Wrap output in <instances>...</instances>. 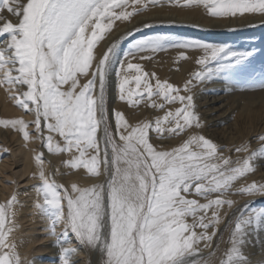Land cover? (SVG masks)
<instances>
[{
	"label": "snow or ice",
	"instance_id": "1",
	"mask_svg": "<svg viewBox=\"0 0 264 264\" xmlns=\"http://www.w3.org/2000/svg\"><path fill=\"white\" fill-rule=\"evenodd\" d=\"M167 2L203 6L213 17L264 14V0ZM156 6H162V0H0V13L6 10L18 20L0 26V37H8L0 47V85L7 87L19 108L35 116L32 124L37 138L50 154H71L64 162L66 168L86 170L94 178L107 177L105 183L91 187L72 183L67 188L46 174L44 154L35 156L39 172L33 179L41 183L34 188V207L48 222L49 237L60 248L61 264H73L72 256L78 253L65 246L69 234L98 253L102 264H251L244 252L248 237L264 229V209L248 211L246 206L238 210L226 224L229 247L224 258L217 260L225 243L214 240L224 223L221 213L225 206L229 210L234 206L226 197L264 161V134L258 137L262 146L256 151H250L247 144L237 147V155L249 154L234 161L224 155L228 149L196 131L203 125L191 94L194 82H211L222 73L242 71L253 52L201 43L170 45L164 37L138 41L116 72L119 99L134 108L146 103L165 110V115L131 124L116 111L115 132L111 130L106 89L117 45L99 59L95 50L117 21H130ZM167 47L204 52L197 61L200 70L184 85L188 95L159 78L153 84L155 73L144 72L140 65L127 63V70L135 69L137 75L126 73L129 57ZM81 78L87 82L82 84ZM251 83L264 90V82ZM24 87L27 90L20 95L12 94ZM175 103L182 106L174 112L166 110V105ZM0 125L21 132L25 141L31 139L30 125L23 119L0 120ZM189 130L193 134L170 151L151 142L150 133L163 143ZM236 194L264 196V183L237 188ZM18 203L14 193L6 204H0V264H28L10 240ZM61 225L63 231L58 232Z\"/></svg>",
	"mask_w": 264,
	"mask_h": 264
},
{
	"label": "rangeland",
	"instance_id": "2",
	"mask_svg": "<svg viewBox=\"0 0 264 264\" xmlns=\"http://www.w3.org/2000/svg\"><path fill=\"white\" fill-rule=\"evenodd\" d=\"M23 2L26 3L27 0H23ZM131 10L129 9V11ZM160 15H171L175 18L180 16L186 20L182 21L172 17H159ZM260 15L263 14L245 13L240 15L238 13L236 16L213 17L203 6L183 7L175 5V3L170 4L167 0H162V6L150 7L148 11L134 16L130 21H125L122 25H130L134 20L143 17V20L135 22L134 24L136 26L129 30L128 25L117 32L116 29L122 26L120 23L124 22L117 21L113 29L98 43L95 50L99 59L102 58V54L110 46L113 44L117 45L115 59L109 73L106 89V106L111 130L115 132L114 113L116 111L123 113L131 124L140 123L141 120L155 121L156 118L165 115V110L149 107L146 103H141L139 107L134 108L125 101H121L118 91L119 80L116 76L120 63L124 61V57L133 49L138 41L164 37L167 38L170 45L201 43L224 46L233 51H251L254 53L250 60L242 66V71L231 70L222 73L211 82H194L191 94L194 98L195 111L199 115L203 125L202 129L196 131L217 143L221 148L228 149L224 151L225 156L231 157L234 161L238 159L243 160L249 153L242 152L237 155L235 149L244 144L248 145L250 151L258 150L262 146L258 136L264 134V90L259 88L258 83L253 85L251 81L264 82V19H258ZM0 17H3L0 20V26L6 21H11L13 24L18 22L17 18L9 14L6 10L0 13ZM244 22L247 24L246 27L241 26ZM7 38V35L0 37V47L3 46V41L7 40ZM141 56H149L150 58L141 59ZM203 56L204 52L201 49L167 47L166 50L155 53L144 52L136 57H129L128 61L125 62V69L129 76H135L137 75L135 69L127 70L126 64L132 63L134 65H140L144 72L150 75L155 73V77H152L153 84H155L156 78H159L161 81H168L177 88H180L181 95H188L189 93L183 91L184 85L190 79H193L195 72L200 70L201 66L197 61ZM212 66H215V62L212 63ZM86 82V79L81 78L82 84ZM131 87L135 89L134 83ZM228 88L231 90H227ZM4 89L9 95L8 99L10 101L8 102L16 111L15 116L29 123L30 127L28 130L30 136L34 140L37 149L42 152L44 144L37 138L35 127L32 124L35 116L19 108L16 102L10 99V93L6 86H4ZM22 91L24 90L17 89L12 94L20 95ZM234 93L241 95L234 99V108L232 111L234 116L229 122L214 126L209 121L205 110L211 107L209 104L214 99L223 97L224 95H233ZM162 102L160 100L157 101V103ZM181 106L179 103L166 105V110L174 112ZM222 131L226 133L224 136H221L220 132ZM191 134H193V130L182 133L175 138L166 139L163 143L155 137L154 133H150V136L152 137L151 142L154 146L160 145V147L170 151L172 148L182 144ZM102 136L103 131L101 128L98 132V138L101 139V143ZM18 138H20L19 134H11L8 130H4L0 135V204H6L15 193L18 194L19 200V203L16 205L28 206L30 205L27 203L30 198V191L34 190L35 186H38L41 182L38 179L29 182L31 177L30 173L23 174L26 148L20 149L21 142H16ZM56 139L60 140L59 137H56ZM42 153L44 154L45 152L43 151ZM70 158L71 154L65 153L62 155H54L52 161L45 159L44 168L46 174L51 179H54L56 183L62 184L67 188L71 187L72 182L77 183L81 187H91L95 184L106 182L107 177L94 178L88 175L86 170L83 169L69 170L64 166V162ZM251 183H264V161L258 164L255 173L240 180L233 189V194L226 197L234 201V206L231 210L225 206L221 213L224 223L220 225V233L214 240L215 243H219L223 239L225 243L220 246L217 260L224 258L223 252L229 247L227 241L230 232L226 230L228 220L232 219L233 215L238 214V210H243L246 206L248 211L264 209V196L257 195L250 197L236 194L237 188L247 186ZM201 202L204 203L206 201L201 200ZM224 213H227L226 217ZM40 222L41 219L37 218L34 222L26 223L25 227L27 229H35L31 233L35 237H42L44 236L42 234L44 224ZM59 229H63V226L61 225L57 230ZM68 241H74V244L77 245L74 248L83 251V255L80 257L83 264H102L99 254L81 246L74 235L69 234L67 237ZM248 241L244 252L251 264H264V229H261L258 233L253 232L248 237ZM43 243L49 244L50 242L45 240L44 242L37 243V246ZM215 243L213 250H215ZM203 255L207 256L208 251L205 250Z\"/></svg>",
	"mask_w": 264,
	"mask_h": 264
},
{
	"label": "bare ground",
	"instance_id": "3",
	"mask_svg": "<svg viewBox=\"0 0 264 264\" xmlns=\"http://www.w3.org/2000/svg\"><path fill=\"white\" fill-rule=\"evenodd\" d=\"M159 17L175 18L171 15H160ZM175 19L182 21L186 20L185 18H181L180 16L176 17ZM258 19H264V14L260 15ZM141 20H143V17L134 20V22L130 23V25L129 24L122 25L125 23L124 21L120 23L122 26H120L116 30L117 32H119L120 29L128 25H129L128 27L129 30L130 28L136 26L134 24L135 22H139ZM246 25L247 24H245V22L241 24V26H245V27ZM20 89L24 91L27 90L26 87ZM227 90H231V89L228 88ZM239 96L241 95L236 93H234L233 95L229 94V96L224 95L223 97L214 99L212 102H210L209 105H211V107L205 110L209 117V121L213 123L214 126L229 122V120L234 116L232 112L234 108V99L235 97H239ZM8 97L9 95L8 93H6L4 86L2 87V85H0V120L20 119L17 116H15L16 111L12 108L11 104L8 102L10 101ZM4 130H8L9 132H11V134H19L20 138H18L16 142H21L20 149L26 148L24 153L25 164H24L23 174L26 175L30 173L31 177L29 179V182H32L34 180L33 175L34 174L36 175L39 172V169L35 162V156L44 151L45 152L44 160L46 159L48 161H52L54 155L50 154L45 146L42 148L43 149L42 152L38 150L32 138L29 141H25L23 139V134L21 132H18L11 128H5L2 125H0V135L3 133ZM27 131L29 130L27 129ZM220 133L221 136H224L226 134L225 131H222ZM44 135L45 136L48 135L46 130L44 132ZM29 197L30 198L29 201H27V203L30 205L28 206L15 205L14 207V210L16 212V215L14 217L15 230L11 234L10 240L12 243H15L17 245V252L19 253L21 259L25 262H28V264H61L59 260L60 248L56 246V241L54 240V238L49 237V233L47 231L48 222L34 207V204L37 201V193L34 190H32L30 191ZM37 218H40L41 219L40 223L44 224V228L42 229V234H44V236L42 237L40 236L35 237L33 234H31L35 229L32 230V229H27L25 227L26 223L34 222V220H36ZM57 231L61 232L63 231V229H59ZM45 240H47V242L50 243L49 244L43 243L40 244V246H37V243L44 242ZM65 246L76 247L77 245L74 244V241H68ZM82 255H83V251L78 250V253L72 256L73 264H83L80 258ZM259 262H263V261H259Z\"/></svg>",
	"mask_w": 264,
	"mask_h": 264
}]
</instances>
